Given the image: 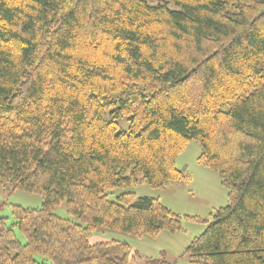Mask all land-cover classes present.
<instances>
[{"label":"trees","instance_id":"16d2710c","mask_svg":"<svg viewBox=\"0 0 264 264\" xmlns=\"http://www.w3.org/2000/svg\"><path fill=\"white\" fill-rule=\"evenodd\" d=\"M192 141L229 203L190 264H264V0H0V190L43 199L0 217V264H174L91 238L181 230L157 198L110 196L190 182Z\"/></svg>","mask_w":264,"mask_h":264},{"label":"rangeland","instance_id":"374dc122","mask_svg":"<svg viewBox=\"0 0 264 264\" xmlns=\"http://www.w3.org/2000/svg\"><path fill=\"white\" fill-rule=\"evenodd\" d=\"M203 152L198 141L190 142L177 159V168L191 178L190 182L169 183L162 189H154L149 184H140L129 189L115 191L110 199L125 193H134L135 198H157L159 201L181 217V230L172 233L163 231L154 238H137L118 232L98 230L91 238V243H110L112 241L127 243L131 252H138L143 257L165 259L174 264H190L186 253L192 242L200 237L212 221L215 211L229 203L227 188L222 184L220 173L198 163ZM0 203L4 205L0 217L7 218V224L14 223L12 207L22 206L28 209H40L43 199L39 195L15 192L7 195L0 190ZM56 215L63 219L76 221L68 215L63 205L56 209ZM15 234L21 244L26 243L25 237L16 228ZM122 256V252H115Z\"/></svg>","mask_w":264,"mask_h":264}]
</instances>
